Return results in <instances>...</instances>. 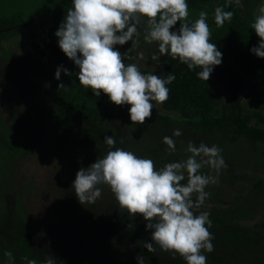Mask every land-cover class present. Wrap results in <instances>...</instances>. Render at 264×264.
<instances>
[{
  "label": "trees",
  "instance_id": "1",
  "mask_svg": "<svg viewBox=\"0 0 264 264\" xmlns=\"http://www.w3.org/2000/svg\"><path fill=\"white\" fill-rule=\"evenodd\" d=\"M5 1L0 3V55L10 65L4 69L6 77L22 84L14 98L18 99L28 91L42 95L58 133L64 130L67 134L61 151L68 154L69 162L65 167L60 164L59 190L78 199L72 186L77 171L87 168L116 147L152 159L159 169L168 162L183 161L191 155L186 152L190 141L196 145L201 142L217 145L222 149L228 167L221 170L215 187L209 185L205 189L210 197L200 211L210 213L212 227L209 231L214 235V251L202 254L207 256V264H264V217L254 224L247 223V220L255 219L264 206V177L252 173V167L264 166V58L250 51L260 39L251 24L263 0H241V6L235 0L230 5L228 0H186L190 20L198 19L200 11L208 13L210 42L222 53V63L214 67L206 82L197 77L199 68L189 70L187 65L170 56H161L159 61L151 59L153 54L160 56V53L157 43L149 44L144 40L146 19L138 27L135 46L132 41L114 46L115 50L116 47H131L126 64L142 63L139 53L144 51L148 59L142 63L144 73L176 77L167 85L170 93L169 99L160 104L163 111L153 108L151 118L143 125L132 124L130 105L117 106L103 92L97 97L90 88L84 89L79 84V68L59 48L55 35L61 19L73 6L72 0H41L42 6L34 1L35 8L31 3L26 5V0ZM11 3L17 4L14 9L9 6ZM216 7L234 13L232 20L222 27L215 23ZM27 13L28 19H24ZM49 27L45 48L41 49L37 37ZM178 28L179 22L170 30ZM15 35H21V41L6 48L3 43ZM25 44H31L35 52L24 56L12 54V48ZM46 55L49 56L46 85H39L31 81L24 70L42 65ZM59 66L71 75L61 70L57 80L55 72ZM217 82L223 84L227 95L221 94ZM61 83L66 85L65 89L58 87ZM21 115L25 116L28 126V108L13 110L17 124L24 121ZM17 124L12 143L0 142V148L4 147L9 157L4 158L7 161L1 165L10 166L7 176L0 181V264H28V260L44 264L49 256L56 259V264H138V254L144 257L145 264H186L178 254L173 257L158 246L154 245V253L147 251L144 244L151 242L147 222L140 215L130 218L126 212H121L112 192L105 203L97 199L95 203L85 204L80 218H76L72 228L64 233L35 227L25 209L23 191L12 190V165L20 154L32 151L31 142L29 139L24 141V132ZM12 128L8 132L12 133ZM174 129H180L182 135L173 136ZM106 135L116 140L112 149L104 141ZM0 136V141L6 139L1 133ZM165 136L174 139L176 152L167 151L168 146L163 142ZM3 155L6 152L0 153L1 158ZM63 158L61 156V162ZM201 172L216 175L208 167L202 168ZM224 184L240 187L233 199L225 197L221 187ZM68 194L65 195L67 199L70 198ZM10 196L14 198V205L9 202ZM74 233L77 237L71 239ZM7 251L13 254L11 261L5 255Z\"/></svg>",
  "mask_w": 264,
  "mask_h": 264
},
{
  "label": "clouds",
  "instance_id": "2",
  "mask_svg": "<svg viewBox=\"0 0 264 264\" xmlns=\"http://www.w3.org/2000/svg\"><path fill=\"white\" fill-rule=\"evenodd\" d=\"M232 2L228 0V5ZM235 3L241 6V0ZM72 5L55 32L59 48L78 66L79 84L84 89L90 88L97 97L103 92L117 106L130 105L132 124L143 125L151 118L155 105L169 99L167 85L176 79L173 74L163 78L143 73L136 64L124 62L127 53L122 55L115 50V45L128 41H132V46L138 43L142 20L146 19L147 24L144 40L158 44L160 56L153 54L152 60L170 56L189 70L199 68L196 75L205 82L214 67L222 63V53L210 42L208 13L200 11L198 19L190 20L186 0H72ZM233 16L232 11L215 8L217 27L230 22ZM177 22L178 30H170ZM251 28L260 39L250 51L264 58V8ZM61 70L71 75L59 66L55 72L57 80ZM58 87L65 89L66 85L61 83ZM181 135L180 129L173 130V136ZM104 141L109 149L116 144L111 135H106ZM163 142L169 153L176 152L172 137H163ZM186 152L191 155L185 160L168 162L157 169L152 159L116 147L87 168L79 169L72 186L78 201L85 205L95 203L102 196L99 186L107 185L121 212L130 218L140 215L147 222L146 230L151 232V242L144 244L147 251L154 253L158 246L173 257L178 254L186 264H207V256L202 253L214 251V235L209 231L210 213L200 209L210 197L206 187L218 184L221 170L228 165L217 145L190 141ZM204 167L216 175L202 173ZM5 255L10 261L13 259L11 251ZM136 259L138 264H145L142 255ZM28 264L36 261L28 260ZM44 264H56V259L49 256Z\"/></svg>",
  "mask_w": 264,
  "mask_h": 264
},
{
  "label": "rangeland",
  "instance_id": "3",
  "mask_svg": "<svg viewBox=\"0 0 264 264\" xmlns=\"http://www.w3.org/2000/svg\"><path fill=\"white\" fill-rule=\"evenodd\" d=\"M34 1H37L39 6H42V3L40 4L41 0H26L25 4L29 5L31 3L32 8H35L36 5ZM4 2L7 1L0 0V3ZM16 5L17 4L11 3L9 6H11V9H14ZM262 8H264V0L257 10V15L261 14ZM28 14L29 13L24 16V19H28ZM65 16L61 19V22L64 20ZM21 39V35H15V37L5 41L3 44L7 48L15 42H20ZM130 48V46H127V48L116 47L122 55L128 53ZM8 50L11 51V49ZM0 52H2V50H0ZM11 52L14 55L24 56L34 51L30 49L29 44H25L20 47L12 48ZM141 53L143 54V58H141ZM141 53H139V56L142 59V63L145 64L148 60L146 53L144 51H141ZM42 60V65L37 67L34 65L30 69H25L24 72L31 81L39 85H46L45 71L49 61L47 62L43 58ZM127 60V56H124V62ZM142 63L137 61L132 62V64H136L144 73ZM8 66H10L8 60L0 55V77L5 76L2 80L0 79V133L6 138L0 142L5 145L12 143V138L16 133L15 126L17 124L15 121L16 116H13V110L22 111L25 110L26 107L29 111V124L27 126L25 116L21 115L20 118L24 119V121L20 120L17 125L24 132V141L27 142V139H29L32 144V151H26L24 155L20 154L16 163L12 165L14 168L12 190L14 192L18 190L23 191L24 195H22V198L25 203V209L29 215L30 221L34 223L35 227H43L51 232L64 233V231L72 228V224L76 221V218H80L82 214L81 209L85 206L81 204L78 199L74 200L67 191H60L58 188V177L60 176L59 172L61 170L60 164L65 167L67 162H69V158L67 157L68 154L65 153L64 150L61 151L64 142H66L67 134H64V130L58 133L56 126L48 115L47 105L44 101L45 98L42 95L33 94V92L28 91L24 96L23 94L19 95L18 99L14 98L18 89L22 87V84L18 80H9L6 77L4 69H7ZM11 67H13V65H11ZM217 83L221 94H223V96L227 95V90H225L223 84L221 82ZM23 97L25 98L23 99ZM153 103L155 104V102ZM154 108L157 111H163L160 104H156ZM249 108L252 110L253 102L250 103ZM11 127H14L12 128V133L8 132V129ZM1 130L5 131L2 133ZM5 152L6 155H3V158L0 157V181H3V177L7 176V172H9L10 169L9 164L7 166L5 164L3 166L1 165L3 161H7L4 158L8 157V151L4 147L0 148V153ZM61 156H64L62 162L60 161ZM252 170V173H255L256 176L264 177V166H254ZM64 172L62 168V175H64ZM213 186L215 187L216 185ZM99 187L102 189V196L99 200L105 203L110 199L111 190L107 185H100ZM221 187L225 191V197L229 199H233L235 197L233 195L240 189L239 186L231 184H224ZM66 194L70 196L69 199L65 196ZM9 200L10 204L14 205V198L10 196ZM69 204L71 207L67 206ZM114 204H116V202H114ZM263 217L264 206L261 208L257 217L247 220V223L254 224L255 222L261 221ZM76 237V233H74L71 239H76Z\"/></svg>",
  "mask_w": 264,
  "mask_h": 264
},
{
  "label": "built area",
  "instance_id": "4",
  "mask_svg": "<svg viewBox=\"0 0 264 264\" xmlns=\"http://www.w3.org/2000/svg\"><path fill=\"white\" fill-rule=\"evenodd\" d=\"M49 33H50L49 28H45L38 35L37 42L40 44L41 49L45 48V44L47 42V38H48ZM29 47H30V49H32V51L35 52V49H34V47L31 44H29ZM43 59L48 62L49 61V56L46 55V56L43 57Z\"/></svg>",
  "mask_w": 264,
  "mask_h": 264
}]
</instances>
